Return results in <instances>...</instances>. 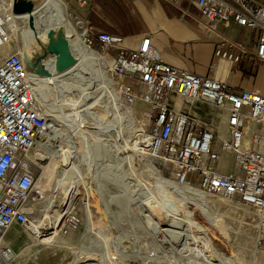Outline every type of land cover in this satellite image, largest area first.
Instances as JSON below:
<instances>
[{
  "label": "rangeland",
  "instance_id": "obj_1",
  "mask_svg": "<svg viewBox=\"0 0 264 264\" xmlns=\"http://www.w3.org/2000/svg\"><path fill=\"white\" fill-rule=\"evenodd\" d=\"M3 1L5 12L19 15L29 3L38 7L45 0ZM62 1L67 21L80 33L74 20L82 12L80 7L75 0ZM56 14L49 8L37 18H19L9 43L0 49V58L9 52L20 53L27 46L41 69L38 96L48 116V132L29 155L36 185L45 197L37 203L42 207L41 202L50 197L54 204L62 203L66 188L58 190L57 185L66 160L65 171L72 177L79 174L84 181L81 194L68 209L78 212L81 224L67 235L58 233L51 245L35 244L27 228L15 226L5 235L4 244L16 256L13 261L0 259V264H76L89 255L93 259L86 263L90 264H208L202 255L213 252L240 256L245 263L241 260L239 264H264V252L256 249V209L210 193L202 201L194 189H200L196 182L178 183L172 163L148 155L141 132L149 129L151 109L139 100L133 104L125 101L119 91L121 80L112 78L102 62L76 57L58 76L44 66L45 57L40 56L45 50L44 35ZM123 82L133 83L127 78ZM206 112V118H213L220 131L219 139L224 132V118L221 123L218 118L222 112L211 107ZM44 152L46 162L40 160ZM227 158L231 160V156ZM84 198L90 202L91 219ZM215 216L226 224L229 235L210 222ZM189 221L207 228L212 244L202 243ZM187 240L190 242L185 243ZM195 249L200 252L194 253Z\"/></svg>",
  "mask_w": 264,
  "mask_h": 264
},
{
  "label": "built area",
  "instance_id": "obj_2",
  "mask_svg": "<svg viewBox=\"0 0 264 264\" xmlns=\"http://www.w3.org/2000/svg\"><path fill=\"white\" fill-rule=\"evenodd\" d=\"M75 1L82 12L76 13L74 20L85 46L103 54L108 74L121 80L119 91L125 101L132 103L140 97L150 106L146 153L172 163L178 183L193 181L206 193L256 209V249L264 252V95L167 63L152 44L151 35L143 37L136 48L128 47L124 37L91 24L88 16L94 0ZM185 1L198 7L209 27L235 22L256 31L254 56L264 64V3ZM9 41L0 8V49ZM232 49L247 52L243 44L223 40L216 55L239 61L241 53ZM126 78L133 83H124ZM38 81L19 52L0 58V257L12 252L4 244L8 229L15 223L31 227L35 205L42 200L29 160L48 132V116L35 86ZM173 97L180 98L181 104ZM208 107L222 112L218 118H224V132L219 139L214 119L206 118ZM223 153L233 157V171L219 169ZM80 224V215L70 209L61 218L59 233L67 235Z\"/></svg>",
  "mask_w": 264,
  "mask_h": 264
},
{
  "label": "crops",
  "instance_id": "obj_3",
  "mask_svg": "<svg viewBox=\"0 0 264 264\" xmlns=\"http://www.w3.org/2000/svg\"><path fill=\"white\" fill-rule=\"evenodd\" d=\"M254 2L262 4L264 0ZM130 4L140 26L130 28L131 34L124 37V45L136 48L143 37L151 35L152 44L167 63L202 76L222 78L236 89L257 91L264 95V64L254 56L258 42L256 31L235 22L209 27L201 18L198 7L185 0L176 3L169 0H131ZM223 40L241 43L247 52L232 49L237 54L241 53L240 60L224 59L216 55V49ZM173 100L181 104L178 97H173ZM224 154L219 169L223 172L233 171V157L229 155L230 160L228 154Z\"/></svg>",
  "mask_w": 264,
  "mask_h": 264
},
{
  "label": "bare ground",
  "instance_id": "obj_4",
  "mask_svg": "<svg viewBox=\"0 0 264 264\" xmlns=\"http://www.w3.org/2000/svg\"><path fill=\"white\" fill-rule=\"evenodd\" d=\"M7 4L9 3L7 2ZM65 5L66 4H64L62 0H45L40 6L38 5V7H33L32 4L29 3L26 9V12L16 15V14H12V13L9 14L5 12V6L7 5L4 3L3 0H0V8H2V10L4 11L5 23L8 29V36L11 35L12 31L16 30L18 26L17 21L19 18H23L27 20L34 19V18L39 17V15L42 12H44V10L46 9L48 10L49 8H53L55 12H57L54 20L50 23L47 29L45 28L46 29V34L44 35L45 50H43L44 52L42 51V54L40 53V56L45 57V59L42 61L44 66L49 68V72H51L52 75L58 76L61 72L68 69L69 65L71 64L73 59H76V57H79L87 61H92V60L100 61L102 62V64L105 65L106 61L103 58V54L98 53L86 47L83 42V37L81 36V34L76 29H73L75 27L71 26V22L67 21L65 17L67 16V14L65 15ZM20 54L24 58H26L27 64H28L27 69L31 71L30 63H32V61L34 60L31 49H29L27 46H24L22 50L20 51ZM45 81H48V80H45ZM35 86L39 94L41 86L40 85H35ZM138 100L146 104L140 97L135 98L131 104L135 103ZM146 105L149 106L148 104ZM222 125L223 124H221V126ZM95 128L99 129V127L97 126ZM142 132H141V138H142L141 141L144 144L145 142L147 143L146 140H147L148 134L146 133L144 129ZM132 154L134 156V153ZM85 156L87 157L88 155L85 154ZM46 159H48V157L46 155V152H44V154L42 153V155L40 156V160L42 162H46ZM66 162H67L66 160L62 161V164L64 165V171L57 185L58 190L64 187L66 188L65 196L63 198L62 203L60 205H56L54 204L53 197H50L45 202H41L43 204L42 207H39L40 203H36V205L34 204L36 207L34 209L36 212H34L33 214L34 224L31 227H24L19 223H15L8 229V231L14 225L18 224L24 228H27L28 234L31 237H33V239H35V244H39V245H51L52 244L51 241L54 240L59 233V227L61 224V218L63 214L68 211L69 206L72 204L74 197L81 194V187L84 184V181L81 179V176L79 174L72 177L68 174L67 171H65L66 167H68ZM191 188H194V187H191ZM194 189L198 191L197 194L199 196V199H201L202 201L207 200V198L209 197V194H207L206 192L200 189H197V188H194ZM38 198L44 200L45 199L44 194L39 192ZM83 200H84L85 210L88 214V217L91 219L92 212H91L90 202L89 200H87V198H84ZM210 222L214 226H216L218 230L221 231L222 234H225V236L230 234V232L227 229L226 224L223 223L220 217L218 216L211 217ZM188 226L190 227V229L197 232L198 236L197 235L196 236L202 243L212 244L211 237L208 235L207 228H204L203 226L198 225L196 223H192L190 221L188 222ZM189 242L190 241L187 240V242L185 243H189ZM194 251H195L194 253L196 254L200 252L198 249H195ZM15 256L16 254L14 252H11L7 256H1L0 259L4 260V258H10L13 261ZM202 257L209 261L208 264H239L238 261L243 260L242 258H240V256L231 257V256H226V255H220L219 252H213V254H209V255L203 254ZM89 258L93 259V257H91L90 255L88 256L87 259ZM87 259L83 261H78L76 264H90V263H86ZM243 261L245 263V260ZM2 262L4 264H13L12 262H8V263L5 261H2Z\"/></svg>",
  "mask_w": 264,
  "mask_h": 264
},
{
  "label": "trees",
  "instance_id": "obj_5",
  "mask_svg": "<svg viewBox=\"0 0 264 264\" xmlns=\"http://www.w3.org/2000/svg\"><path fill=\"white\" fill-rule=\"evenodd\" d=\"M131 0H94L90 13L93 26L113 34L127 37L131 27L140 26L139 19L133 16Z\"/></svg>",
  "mask_w": 264,
  "mask_h": 264
},
{
  "label": "water",
  "instance_id": "obj_6",
  "mask_svg": "<svg viewBox=\"0 0 264 264\" xmlns=\"http://www.w3.org/2000/svg\"><path fill=\"white\" fill-rule=\"evenodd\" d=\"M24 59H25L26 64H27L26 58H24ZM74 62H75V59H73V61L71 62V65H73ZM30 69H31L32 72H35L38 75H41V73H42L41 72V69H39V66L35 62H33V61H32V63H30Z\"/></svg>",
  "mask_w": 264,
  "mask_h": 264
}]
</instances>
